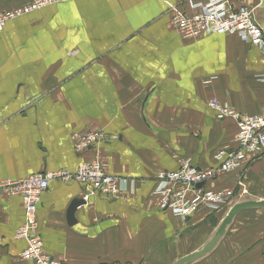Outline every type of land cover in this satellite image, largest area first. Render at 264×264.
<instances>
[{
	"label": "crops",
	"instance_id": "1",
	"mask_svg": "<svg viewBox=\"0 0 264 264\" xmlns=\"http://www.w3.org/2000/svg\"><path fill=\"white\" fill-rule=\"evenodd\" d=\"M188 1L65 0L0 30V182L74 173L91 160L119 180L113 200L49 182L36 233L55 262L173 264L201 250L234 204L264 200L263 155L204 184L229 195L217 211L182 219L158 207V172L185 160L215 168L214 156L236 147V123L218 119L212 99L247 116L264 106V56L234 35L182 38L170 12ZM28 3L0 0V14ZM236 5L252 8L264 30V0ZM87 131L116 139L78 155L75 135ZM74 200L85 203L69 224ZM23 222L21 198L0 192V264H36L19 259L26 242L14 235ZM190 264H264V209L238 212L215 248Z\"/></svg>",
	"mask_w": 264,
	"mask_h": 264
},
{
	"label": "built area",
	"instance_id": "2",
	"mask_svg": "<svg viewBox=\"0 0 264 264\" xmlns=\"http://www.w3.org/2000/svg\"><path fill=\"white\" fill-rule=\"evenodd\" d=\"M65 0H29L21 9L0 14V30L13 17L29 13ZM237 0L188 1V9L172 7L171 27L184 39H196L208 34L234 35L241 41L257 48L264 56V30L257 22L254 10L247 6L236 5ZM208 106L218 119H232L236 123V147L230 151H220L214 156L218 166L206 170L194 168L190 161L181 162L174 172L160 171L157 174L159 188L155 191L158 207L172 215L187 219L199 209L217 211L228 203L229 195L225 191L204 189L207 181L218 174L240 171L249 158L264 155V106L259 114L247 116L231 107L212 99ZM116 139L100 131H87L75 135L74 152L83 154L100 143ZM51 180L76 182L85 190L83 199L99 195L106 200L116 199L120 194L119 180L104 172L98 160L80 164L74 173L58 171L39 173L21 180L0 182V192L19 196L24 209V222L15 231V238L24 240L26 248L19 254L20 260H29L36 264H68L55 262L43 250L36 233V211L41 196L46 192Z\"/></svg>",
	"mask_w": 264,
	"mask_h": 264
},
{
	"label": "water",
	"instance_id": "3",
	"mask_svg": "<svg viewBox=\"0 0 264 264\" xmlns=\"http://www.w3.org/2000/svg\"><path fill=\"white\" fill-rule=\"evenodd\" d=\"M84 203L85 202L83 200H74L71 202L67 213V219L69 224H72L74 222V213L76 209L81 205H84ZM247 209H264V200L247 201L234 204L215 230L213 236L206 242V244L201 248V250L192 253L186 257H183L174 262L173 264H190L204 257L206 254L210 253L217 245L218 240L224 235L226 227L231 223L232 219L236 216V214L242 210Z\"/></svg>",
	"mask_w": 264,
	"mask_h": 264
}]
</instances>
